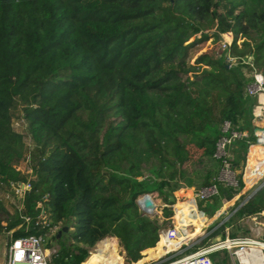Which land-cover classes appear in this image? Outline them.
Segmentation results:
<instances>
[{
    "label": "trees",
    "instance_id": "obj_1",
    "mask_svg": "<svg viewBox=\"0 0 264 264\" xmlns=\"http://www.w3.org/2000/svg\"><path fill=\"white\" fill-rule=\"evenodd\" d=\"M224 33L232 37L226 50L218 45L189 62ZM226 54L236 59L229 68ZM241 60L264 86V0H0V189L27 181L13 168L27 160L33 178L21 215L43 211L50 227H68L60 235L68 247L56 249L53 264H82L106 237L117 239L127 263L149 260L141 252L157 258L162 222L139 210L142 195L156 194L168 219L173 192L189 199L177 190L197 197L215 187L205 208L203 200H178L175 223L185 211L214 219L234 200L247 149L257 143V98L245 93ZM17 117L29 146L12 128ZM224 121L248 133L226 148L235 186L217 180ZM263 172L264 160L249 148L245 181ZM261 182L238 197L228 220L264 213V185L246 199ZM19 224L0 199V236L28 235ZM223 229L202 246L217 231L224 237ZM48 231L36 230L43 238Z\"/></svg>",
    "mask_w": 264,
    "mask_h": 264
},
{
    "label": "built area",
    "instance_id": "obj_2",
    "mask_svg": "<svg viewBox=\"0 0 264 264\" xmlns=\"http://www.w3.org/2000/svg\"><path fill=\"white\" fill-rule=\"evenodd\" d=\"M227 35L229 36V39L226 38ZM220 37L219 48L221 50H226L231 44V34L224 33L221 34ZM238 44L239 42H237V45ZM224 61L227 68L235 65L236 63L235 57L230 56L229 54L225 55ZM241 62L248 65V69H245L243 72L245 76L250 79V81L245 85V93L249 97L257 98V106L253 110L252 123L257 121L264 123L263 77L250 62L242 60ZM260 97L263 98V102L259 101ZM252 134L256 138L257 142H264V133L261 128L255 127ZM242 137L247 138L248 133H239L232 130L228 121H224L222 123L221 137L215 144L214 157L216 159H220L222 164L217 180L228 186H235L236 181L233 172L230 170V163L228 160L229 154L226 148L232 139ZM13 168L17 172L24 174L27 177V181L17 184L9 183L7 190L9 194H6L4 199H8L11 196L17 200L18 205H15V209L13 210L20 221V224L17 227L24 232H29V234L13 238L11 231L4 233L5 248L3 264H49V257L50 255H53L56 250L47 248L44 244L43 235L37 233L36 230L43 226L47 227L49 231L51 229H56L57 227L49 226V221L43 211L35 217L21 215V202L25 193L30 189L29 180L33 178V174L27 160L13 165ZM263 174L264 172L262 175ZM215 195V187L211 186L201 189L197 194V199L205 200ZM138 198H141V196ZM261 215H264V213L262 212L259 214V216ZM245 220L255 223L256 216L246 217ZM250 230L254 236L259 237V230ZM178 231L179 230L176 225H172L165 230L161 229L164 250H166L167 245H169L170 242L176 241L179 238L180 235ZM183 245L184 242L178 244L175 249L165 252L162 256H168L163 262L156 264H214L212 262L211 255L219 251H227L231 264H264V246H262L264 245V242L258 241L252 237L244 236L243 234L230 237L227 228L225 229L224 237L221 241L202 246L193 253L185 254L184 251L186 248H182Z\"/></svg>",
    "mask_w": 264,
    "mask_h": 264
},
{
    "label": "rangeland",
    "instance_id": "obj_3",
    "mask_svg": "<svg viewBox=\"0 0 264 264\" xmlns=\"http://www.w3.org/2000/svg\"><path fill=\"white\" fill-rule=\"evenodd\" d=\"M227 39H229V36H226ZM192 40V37L189 39ZM188 40V41H189ZM240 42V41H238ZM219 45V42L212 41V39L208 40L204 44L198 46V51L194 55L191 56L189 62L191 63L195 57V55L208 51L210 49L212 50H217ZM12 128L22 134L24 136V143L26 146L31 145L30 139L27 136L26 130H25V124L24 122L17 118H14L12 121ZM264 147V142L261 143ZM262 154V150L259 152ZM245 167H246V161H245ZM244 171V170H243ZM242 183L244 185L243 179L241 177ZM260 182L264 180V174L261 176L260 179H258ZM9 194L6 189H0V199L3 201L5 204L6 208L10 211L13 212L11 209V206L13 205H18L17 200L15 198H12L11 196L8 199H4L5 195ZM152 200L154 205L156 206L155 209L153 210L152 216H157L161 220V229H167L168 227H171L172 225H176L178 228L179 232V238L176 241L170 242L169 245H167L166 250L163 248V241H159L158 247H157V258L162 256L165 252L171 251L177 247L178 244L184 242V246L186 248H189L191 246H197L200 247L202 246L203 242L207 240L208 236L219 226H222L224 229L223 231L225 232V229H228V233L230 237L234 236H239L240 234H243L244 236L247 237H252L258 241L264 242V215L256 217V222L253 223L249 220H245V218L233 221V220H228L232 212H230V208L225 207V210L218 214V216L214 219H206L204 217H201L198 213H189L185 211V214L179 218H177L176 223L174 222V207L173 205L178 201H187L190 200L193 203L197 205L198 199L194 194H191L189 199L185 196L177 198L174 193H173V198L175 199V203L170 206L172 215L170 218L163 219L162 218V209L164 205L161 203L159 198L156 196V194H151ZM238 198V195L236 196ZM236 198V199H237ZM235 199V200H236ZM204 202V208L208 206V199L203 200ZM234 202V201H233ZM138 206V205H137ZM139 210L140 207L138 206ZM202 212V210H200ZM204 213V212H202ZM146 215V214H145ZM150 216V215H146ZM150 216V217H152ZM69 222H67V225ZM59 225L57 226L56 229H51L48 231V233L45 234L44 236V244H48L49 249H54L58 250V248H67L69 241L67 240V237L65 235H62L59 239L53 241L52 236L57 232L59 229ZM259 230L260 235L254 236V234L251 232V230ZM246 231V232H245ZM256 232V231H255ZM223 237L221 236V232L217 231L213 233L209 237V242L214 243L222 240ZM105 240L106 244L109 246L108 250L112 254L113 257L117 258L118 261L120 262L119 264H133V263H127L124 260V253L121 249V247L118 244V241L114 237H106L102 239L101 241L97 242L92 248L89 249L88 256L87 258L83 261L82 264H116L114 261L110 263H105L104 262V249L101 247L102 241ZM108 240V241H107ZM4 243H5V237L0 236V264H3L4 262ZM98 246V247H97ZM111 247V248H110ZM155 247V246H154ZM153 247V248H154ZM149 248V249H153ZM183 248V247H182ZM147 250V249H146ZM141 259L148 257L149 260L144 261L142 264H156V263H161L164 261V259L168 256H162L159 259L151 258L150 254H142L141 252ZM213 257L217 260L218 264H231L228 253L227 251H219L213 254ZM263 257H264V250H263ZM52 255L49 257V264H53L52 261ZM212 258V256H211Z\"/></svg>",
    "mask_w": 264,
    "mask_h": 264
},
{
    "label": "crops",
    "instance_id": "obj_4",
    "mask_svg": "<svg viewBox=\"0 0 264 264\" xmlns=\"http://www.w3.org/2000/svg\"><path fill=\"white\" fill-rule=\"evenodd\" d=\"M259 101L263 102V98L260 97ZM253 125H254V127L261 128L262 132L264 133V123L263 122L257 121V122H254ZM251 147H252L253 156L256 157V158L264 160V147H263V145L261 143L257 142L256 144H252V145L249 146V148H251ZM249 148L247 149L248 151L246 152L245 161H247V155H248V152H249ZM261 150H262V154L259 153ZM243 170L244 171H243V174H242V179H243L244 185H243L242 189H240L239 192L233 197L234 198V200H233L234 202L237 201V199H238L236 197L237 195L239 197L241 194H245L249 189L254 187L259 182L258 179H260V176H261V175H259L258 178H255V177H253L251 175V176H249V181L250 182H246L245 181V174H246V167L245 166H244ZM245 185H247V186H245ZM177 191H180L182 194H185V193H188V192H189L190 195L193 194V191L190 188L179 189ZM222 201H226V200H221L220 202H222ZM233 201H230V203L226 207L230 208L232 206V204L234 203ZM224 210H225V208H224Z\"/></svg>",
    "mask_w": 264,
    "mask_h": 264
},
{
    "label": "water",
    "instance_id": "obj_5",
    "mask_svg": "<svg viewBox=\"0 0 264 264\" xmlns=\"http://www.w3.org/2000/svg\"><path fill=\"white\" fill-rule=\"evenodd\" d=\"M248 151V150H247ZM264 184V181L260 183L246 198L248 199L259 187H261ZM169 200H172V197L169 198ZM136 204L140 207V210L143 214H148L152 216L153 210L155 209V205L152 200L151 194H146L141 196V198H138L136 200ZM68 231V227L63 226L61 230L57 231L56 239H58L61 235V233H66Z\"/></svg>",
    "mask_w": 264,
    "mask_h": 264
},
{
    "label": "bare ground",
    "instance_id": "obj_6",
    "mask_svg": "<svg viewBox=\"0 0 264 264\" xmlns=\"http://www.w3.org/2000/svg\"><path fill=\"white\" fill-rule=\"evenodd\" d=\"M158 236H159V241L161 240L162 241V236H161V229L159 230L158 232ZM108 241V240H107ZM170 244V243H169ZM264 246V245H262ZM98 247V246H97ZM101 247L104 249V255H105V258H104V262L105 263H110L112 261H114L116 264H119L120 262L118 261L117 258L113 257L112 254L109 252L108 248L109 246L106 244V241L103 240L102 241V245ZM111 248V247H110Z\"/></svg>",
    "mask_w": 264,
    "mask_h": 264
}]
</instances>
